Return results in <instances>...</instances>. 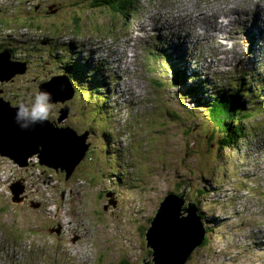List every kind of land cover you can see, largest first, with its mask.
I'll use <instances>...</instances> for the list:
<instances>
[{
  "label": "rangeland",
  "instance_id": "rangeland-1",
  "mask_svg": "<svg viewBox=\"0 0 264 264\" xmlns=\"http://www.w3.org/2000/svg\"><path fill=\"white\" fill-rule=\"evenodd\" d=\"M15 1L4 4L9 10L31 4ZM50 1L60 10L0 14V33L9 39L0 46L13 41L18 48L10 49L19 57L34 52L31 68L15 61L21 64L1 74L0 83L9 84L0 89V102L28 103L47 86L50 113L63 116L90 146L68 177L36 163V154L27 161L37 166L21 170L28 164L15 160H24L26 152L0 138V147L8 148L2 150L13 153L0 152V264H141L152 254L145 238L151 218L166 194L179 191L175 182L182 178L192 187L187 202L197 193L209 228L185 264H264V114L245 121L240 148L217 150L204 111L185 88L173 86L167 59L156 54L162 48L176 54L188 74L212 89L243 77L244 85L264 86V11L253 5L264 7V0H217L218 6L228 4L212 17L208 0H134L128 18L107 6L92 7L91 0ZM42 39L55 41L59 69L46 54L47 67L41 65ZM53 75L71 83L65 95L73 87L66 104L54 100ZM196 89L197 99L212 98ZM17 181L23 186L19 197L35 193L23 204L11 202L10 185Z\"/></svg>",
  "mask_w": 264,
  "mask_h": 264
},
{
  "label": "water",
  "instance_id": "water-1",
  "mask_svg": "<svg viewBox=\"0 0 264 264\" xmlns=\"http://www.w3.org/2000/svg\"><path fill=\"white\" fill-rule=\"evenodd\" d=\"M6 55H8V59H6ZM10 56L11 55L8 52L0 53L1 80H3L1 74L4 73L6 67L8 70L9 68H14V66H17V64H21L11 61ZM24 69L25 68H23L22 70ZM57 79L58 77H55L53 81H50L51 85L54 84L55 80ZM42 86L44 88L46 86L45 83H42L41 87ZM70 88L71 97L74 94V90L73 87ZM41 89L42 88H40V90ZM46 89L47 86L44 88V92ZM61 90L65 89L61 88ZM5 103L3 105V103L0 102L1 105L11 110V119H14L16 122L18 110L17 107L13 106L8 101ZM57 121L58 123L62 122L63 116H60ZM27 123L31 124L30 121H27ZM42 123L49 126L50 129H52L56 134H60L61 132H70L74 138L80 139L82 141L81 150H70L68 148L65 150L61 143L57 144L56 142L52 141L50 135L49 138H44L41 140L40 138L42 137L33 134V137H35L33 144L36 145L33 146L32 149H30L31 151L29 150V153H26L24 160L15 161H17L19 165H27L28 157L37 154L40 159V164L54 168L56 171H59L60 169L65 170L67 176L69 177L76 168V166L84 158L85 153L88 151V147L90 145L86 143V137L82 136L83 134H77L76 131L70 130V128L67 127H57L53 123L48 121L39 122L42 131H45ZM17 124L18 129L15 131V133L18 137H20V135H23L25 131L26 135L31 134L28 127L23 128L21 127V125L19 126L20 123L17 122ZM10 128L11 127L6 130L9 134L12 133ZM47 141L53 145V148L47 146ZM2 149L8 150V148L0 147V152L2 154L10 155V152L12 153V151L8 152L3 151ZM13 157L15 158V156ZM67 161H69L68 164L64 163ZM188 189V186H185L177 192H170L166 194L162 201L159 203V206L156 209V212L151 220L150 227L145 233L146 244L147 247L151 249L152 254L144 257L141 264H185L186 260L189 258L193 250L203 242L207 233L205 221L202 219V215L198 211L196 201L197 196L195 200L187 202L186 195L188 193ZM10 190H12V193L14 194L12 198L13 201L16 203H21L24 199L23 197H19L20 193L23 191V186L21 185V183L17 181L11 184ZM186 202L187 206H184ZM36 205L39 206L40 204L38 203ZM36 205L34 206L37 207ZM49 230L50 233L53 232V229ZM54 230L59 233L60 227L54 228Z\"/></svg>",
  "mask_w": 264,
  "mask_h": 264
},
{
  "label": "trees",
  "instance_id": "trees-1",
  "mask_svg": "<svg viewBox=\"0 0 264 264\" xmlns=\"http://www.w3.org/2000/svg\"><path fill=\"white\" fill-rule=\"evenodd\" d=\"M41 1L42 0H29L31 4L28 7H20L9 10L4 4V0H1L0 14L2 13L4 17H7V16H15L18 13L28 12L29 14L35 11L39 12L38 6L40 5ZM91 1H92V7L107 6L111 10H113L114 13H122L121 15H124L126 18H128L131 9L133 7L134 0H91ZM23 3L24 0L15 1L16 5H21ZM51 5L53 6H50V11H52L51 9H55L56 11L60 10L59 7L55 6L53 2L51 3ZM0 25L5 26L2 23H0ZM162 49L163 50L160 53H156V54H161L162 57L165 56V58L167 59L169 73L170 72L173 73L172 76L174 77L173 86L177 88H182V87L185 88V93L187 94L186 97L193 101L195 108L204 111V115L206 116L207 120H209V122L211 123L210 125L212 126L213 130H215L213 132L212 138L213 139L215 138L214 142H216L217 144L216 149L217 150L228 149V147H230L231 145L234 146L235 148H240V141H242V136L246 132L245 127H247L245 125V121L247 119L264 114V86H259V84L256 85L252 83H250V85L248 86L244 85L246 82L243 81L245 79V77H243L240 79L229 80L228 83L229 86L227 84L224 86H220V88L215 87L212 89L204 83V80H201L200 78L197 80L196 77L197 75L193 74V72L190 73L191 75L188 74L187 72L188 68L186 66H182V64L179 63V59L173 56L176 54L167 52L165 48ZM155 50L157 51V49ZM249 75L251 76V74ZM189 79L190 82L192 81L191 83L188 82ZM196 87H199L200 90L208 92V94H211L212 98L210 97L205 99L203 97H200L197 99L196 96H198V94L195 93L197 90ZM258 127L260 128V126ZM191 174L192 171L191 173L189 172V176L193 177ZM182 179L185 180L184 178ZM183 180L175 182V188L177 190H180L182 187L188 186L189 188L188 191L191 190L192 187L190 186V183L186 184L185 181ZM206 181L212 182L210 179ZM197 191L199 193L202 192V190H197ZM218 192L219 191H217V193ZM195 196H198L197 193L193 197ZM11 202L16 204L12 198H11ZM201 215L203 219L204 218L203 214L201 213ZM207 239L208 238H206L202 246H204L205 243H207L208 241ZM118 264H126V262L124 260H120Z\"/></svg>",
  "mask_w": 264,
  "mask_h": 264
},
{
  "label": "bare ground",
  "instance_id": "bare-ground-1",
  "mask_svg": "<svg viewBox=\"0 0 264 264\" xmlns=\"http://www.w3.org/2000/svg\"><path fill=\"white\" fill-rule=\"evenodd\" d=\"M262 5L259 6L258 10L264 11V7ZM247 9H248V7H247ZM261 13L262 12H260V15H261ZM263 16H264V14H263ZM225 19H226V17H224L223 21H225ZM160 24H164V22L161 21ZM8 58H9L8 55H6V59H8ZM55 77H57V76H55ZM57 80H59V83H57L56 80H55V83L51 85L52 87H54L56 89V93L54 95V98H55L56 101L64 103L65 100L68 101L70 99V97H69L70 95L69 94L68 95H65V90L67 88L69 89V82L65 78H64V80H62V79H60L58 77ZM62 82H65V83H62ZM61 88L65 89V90H61ZM70 94H71V89H70ZM10 111H11L10 109H8V108H6V107H4L3 105L0 104V132H1L0 133L1 134L0 138L1 139H4L6 141L9 140V141L13 142L14 144H16V146H14L15 148H20L21 150L25 151L26 153L27 152L29 153L31 151L30 149L33 148V142L35 140V137H33V134H35L36 136L42 137V138H40L41 140L44 139V138H49V135H50V137H52L51 139L54 142H56L57 144L61 143V145L65 148V150L67 148L70 149V150H81V148H82V141L80 139H76L73 136H71L70 133H66V132H61L60 134H56L54 131H52V129H50L49 126L45 125L44 123H42V125L44 126L45 131H42L41 130V126H40L39 122H37V124L36 123H34V124H30L29 123L30 126L28 128H29V131L31 132V134L26 135V131H25V133L23 135H20V137H18L16 135V133H15V131L18 129V124H17V121L15 122L14 119H11L12 117L10 116ZM25 122H27V121H23V120L21 121V123H25ZM20 125L21 124H19V126ZM9 127H11L10 128V130L12 131L11 134H9L6 131ZM53 132H54V134L51 135V133H53ZM29 142H31V143L29 144ZM2 146H4V144H2ZM47 146H49V142L48 141H47ZM37 156H34L35 158L34 157L33 158L36 159ZM68 162L69 161L64 162V163L68 164ZM36 163H40V162L39 161H36ZM27 166H25V168ZM197 206H198V211L201 213V210L199 209L198 202H197ZM205 226H206V229H207L206 223H205ZM206 234H208V233H206Z\"/></svg>",
  "mask_w": 264,
  "mask_h": 264
},
{
  "label": "flooded vegetation",
  "instance_id": "flooded-vegetation-1",
  "mask_svg": "<svg viewBox=\"0 0 264 264\" xmlns=\"http://www.w3.org/2000/svg\"><path fill=\"white\" fill-rule=\"evenodd\" d=\"M43 1V0H42ZM42 1H41V3H42ZM51 1L49 0L48 1V4L47 5H44V8H43V6H42V4L40 3V5L38 6V11L40 12V13H47V14H51L50 13V6H53V5H51V3H50ZM53 12H56V10L55 9H51ZM43 15H46V14H43ZM52 37V36H51ZM12 46V43L10 42V45L9 46H4V47H2L1 49H0V51H2V50H5V49H7V48H9L10 49V47ZM39 46H42V47H46V53H44V54H42V56H41V58H40V63H41V65L42 66H46L47 67V64H48V62H47V59L45 60V62H46V64H44V62H43V56L46 54L47 56H49L50 58H51V63H50V65L53 67L54 65H56L53 69H59L60 67H61V62H62V60L61 59H59V57L57 56V54L55 53V41H52V40H49V39H45V40H40L39 41ZM15 48H18V47H11V49H13V52L15 53V51H14V49ZM11 49H10V52L12 53V61L13 62H15V61H19V62H21V61H25L26 62V67L25 68H31L29 65L31 64V59H32V57L34 56V52L33 51H31V50H24V52H27V54L26 55H24V56H21L20 55V57L19 56H16L12 51H11ZM55 56H57V57H55ZM59 60V61H58ZM27 63H28V65H27ZM67 64H69V63H67ZM50 67V66H49ZM68 73H67V75H68V78L71 80V78H72V75L70 74V70L69 71H67ZM56 75H58V74H56ZM56 75H53V76H56ZM52 77V76H51ZM43 82H40V84L41 83H45L46 81H44V80H42ZM0 84H2V86L0 87V89H2V90H5V88L3 87V86H5L6 84H9L8 82H4V83H0ZM65 102H67V100H65L64 101V103ZM58 104H63L62 102H58L57 101V105ZM66 104V103H65ZM61 115H53L52 113H50V119L53 121V122H55L57 125H59V123H58V121H57V119L60 117ZM65 121V120H64ZM62 124V123H61ZM34 161V160H33ZM36 162V161H35ZM79 165L80 164H78L77 166H76V169H74L75 171H74V173L73 174H75L77 171H78V168H79ZM34 166V167H33ZM37 166V164L36 163H31V164H29L26 168H25V166L23 167H21V170H23V171H31L32 170V167L33 168H35ZM21 176V175H20ZM19 176V177H20ZM51 180V179H50ZM52 181V186H53V184H54V182H53V180H51ZM32 194H34L35 195V193H34V191H31L30 193H27L25 196H24V199H23V202H22V204L24 203V202H26L27 200H29V199H31V196H32ZM32 203V202H31ZM16 204H18V203H16ZM19 204H21V203H19ZM41 206V205H40ZM201 212H202V214H204L205 212H204V210H201ZM64 226V225H63ZM63 236V235H62ZM58 238H59V236H58Z\"/></svg>",
  "mask_w": 264,
  "mask_h": 264
},
{
  "label": "clouds",
  "instance_id": "clouds-1",
  "mask_svg": "<svg viewBox=\"0 0 264 264\" xmlns=\"http://www.w3.org/2000/svg\"><path fill=\"white\" fill-rule=\"evenodd\" d=\"M153 26V23L152 25H147L146 28H152ZM12 28V27H11ZM11 28H8V27H5V29H11ZM25 27H21V29H24ZM1 34V37H0V44L6 42L7 40H9L5 33H0ZM8 43V42H7ZM12 46L14 45V42L12 41ZM7 45V44H6ZM5 45V46H6ZM10 43L7 45L9 46ZM16 45V44H15ZM4 47V46H3ZM2 48V46H0V49ZM153 50V49H151ZM2 51H7L6 49L5 50H2ZM0 51V52H2ZM10 60L12 61V53L10 52ZM66 79V78H65ZM67 80V79H66ZM70 80V79H69ZM68 81V80H67ZM71 81V80H70ZM69 82V81H68ZM70 83V82H69ZM50 101V94L47 93V92H37L35 93L34 95V98H30L28 103L27 102H21L19 105H14L15 107H17V116H16V119H17V122L21 124V127L23 128H27L30 126L29 123L25 122V123H21V121H30L31 124H34L36 122H43L45 120H48L50 118V112H51V109H52V105L49 103ZM59 119V118H58ZM57 119V120H58ZM65 119H63V123L62 124H59L57 125L55 122H52L55 123V125L57 127H67V125H64V121ZM66 129V128H65ZM74 130V129H73ZM75 131V130H74ZM77 134H80L78 132H76ZM34 161L33 160H30L29 161V164L33 163ZM28 164V165H29ZM202 213V212H201ZM207 233H209V228L207 227ZM208 234H206L207 236Z\"/></svg>",
  "mask_w": 264,
  "mask_h": 264
}]
</instances>
